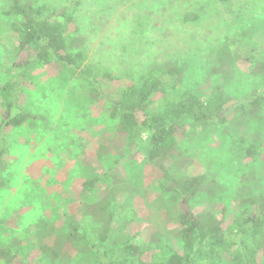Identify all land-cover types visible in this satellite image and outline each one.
Masks as SVG:
<instances>
[{
	"label": "rangeland",
	"instance_id": "1",
	"mask_svg": "<svg viewBox=\"0 0 264 264\" xmlns=\"http://www.w3.org/2000/svg\"><path fill=\"white\" fill-rule=\"evenodd\" d=\"M40 1L49 10L78 7L76 22L83 40L78 45L89 62L133 71L156 64L184 67L187 86L202 97L215 89L233 103L255 90V65L246 58L264 59V0ZM11 4L0 0V65L12 63L17 44L2 15ZM141 19L145 28L139 27L142 23L135 28ZM10 78L0 69V86ZM91 94L84 82L55 66L34 73L22 100L34 125L11 134L10 155L0 171L5 183L0 190L4 239L16 246L20 260L28 254L29 264H45L40 245H53L56 236L71 232L66 214L82 217L83 183L118 168L113 200L136 212L134 230L142 233V242L165 239L182 253L179 207L161 193L160 170L143 159L148 149L125 158L118 122L108 116L103 102H92ZM5 116L0 100V125ZM262 131L264 120L179 128L180 147L190 159L184 156L178 170L188 176L207 175L223 187L218 198L196 201L195 213L226 216L229 226L237 218L235 199L245 186L256 194L264 192V149L253 163L234 144L238 136ZM100 147L109 149L103 160L97 156ZM108 191L102 186L97 196L104 199Z\"/></svg>",
	"mask_w": 264,
	"mask_h": 264
},
{
	"label": "trees",
	"instance_id": "2",
	"mask_svg": "<svg viewBox=\"0 0 264 264\" xmlns=\"http://www.w3.org/2000/svg\"><path fill=\"white\" fill-rule=\"evenodd\" d=\"M11 3L2 15L17 44L12 63L0 65L12 77L0 86V100L6 109L0 125V171L10 155L11 134L34 125L33 116L22 105L24 90L37 70L55 66L84 82L92 93V102L105 104L108 116L118 122L125 158L141 148L148 149L143 159L160 170V191L169 195L180 211L182 253L175 252L165 239L142 242V233L134 230L136 212L113 200V177L118 168L112 169L83 183L82 217L66 214L65 222L71 232L65 237L56 236L53 245H40L42 262L264 264V192L256 194L245 186L235 199L239 203L237 218L226 226V216L218 218L213 212L197 214L193 210L196 201L218 198L223 187L207 175L188 176L177 168L184 156L190 159L178 140L182 126L193 123L224 127L232 120L239 125L264 120V59L246 58L255 65L252 74L256 87L249 97L233 103L215 89L202 97L201 92L186 85L184 67L156 64L133 71L89 62L87 53L78 45L83 40L76 22V5L49 10L40 0ZM141 23L139 27L145 28L142 19L134 27ZM234 144L244 159L256 163L264 149V131L247 138L238 136ZM104 152L109 149L100 147L97 156L101 160ZM4 185L0 178V190ZM102 186L109 190L104 199L97 196ZM3 234L0 231V264H29L28 254L25 261L20 260L16 246L8 244Z\"/></svg>",
	"mask_w": 264,
	"mask_h": 264
}]
</instances>
